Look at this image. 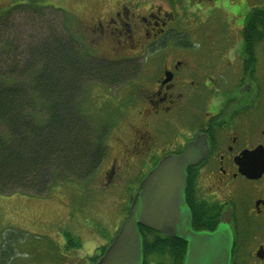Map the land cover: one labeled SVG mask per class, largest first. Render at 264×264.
<instances>
[{
  "label": "flooded vegetation",
  "instance_id": "flooded-vegetation-1",
  "mask_svg": "<svg viewBox=\"0 0 264 264\" xmlns=\"http://www.w3.org/2000/svg\"><path fill=\"white\" fill-rule=\"evenodd\" d=\"M98 1L103 11L79 29L89 52L152 77L106 185L133 167L146 171L140 185L164 157L204 138L188 205L229 219L230 264H264V0Z\"/></svg>",
  "mask_w": 264,
  "mask_h": 264
},
{
  "label": "trees",
  "instance_id": "trees-1",
  "mask_svg": "<svg viewBox=\"0 0 264 264\" xmlns=\"http://www.w3.org/2000/svg\"><path fill=\"white\" fill-rule=\"evenodd\" d=\"M35 3L31 0L15 5L5 18L10 17L12 9L29 10L36 17L50 9ZM1 19L0 36L3 32ZM46 22H42L45 25L40 32L42 38H29L31 41L21 47V52L14 50L12 37H7L8 30L2 34L0 126L6 130L0 136L2 196L15 193L47 196L59 182L86 181L93 177L106 160L107 132L106 128L93 126L82 114L86 87L91 83L123 85L137 71L129 66L110 65L103 59H90L80 50L72 34L63 32L66 31L65 18L56 30ZM12 51L18 53L20 60L17 62H24L21 72L17 66H8L6 57ZM2 65L8 66L7 69H2L5 68ZM192 181H187L186 196L194 195ZM132 200L133 197L130 205ZM186 202L188 204L187 198ZM191 208L194 230H215L219 224L217 214L204 212L197 203ZM129 210L130 206L126 219ZM139 230L143 264H183L187 252L184 241L144 226ZM113 238L107 245L97 248L89 258L91 264L98 263ZM76 245V249H81V244ZM13 256L12 241L1 240L0 264H10Z\"/></svg>",
  "mask_w": 264,
  "mask_h": 264
},
{
  "label": "rangeland",
  "instance_id": "rangeland-1",
  "mask_svg": "<svg viewBox=\"0 0 264 264\" xmlns=\"http://www.w3.org/2000/svg\"><path fill=\"white\" fill-rule=\"evenodd\" d=\"M29 1L0 0L3 31L0 58L2 34L6 30L7 37H12L14 50L21 52V47L31 41L29 38H42L40 32L45 26L42 23L44 20L56 30L65 18L66 31L62 30L72 34L80 50L90 59L106 60V54L93 50L89 52L91 40L79 32L90 18L96 16V11H103L104 1L34 0L35 4L50 9L42 11V15L36 14L37 17L29 10L12 9L10 17L5 18L13 6ZM95 2L98 3L96 7ZM16 51L9 53L6 60L9 67L17 66L21 72L24 62H17ZM8 66L4 65L2 69ZM151 82L150 73L136 71L123 85L88 83L83 95L85 104L82 114L90 119L93 126L106 128L108 145L106 160L93 177L86 181L59 182L47 196L42 197L22 193L0 195V242L12 241L14 256L10 264H91L89 258L97 248L107 245L115 236L127 217L131 198L146 171L135 167L121 169L108 185L106 171L114 159L122 163V145L133 136L131 125L137 121L132 111L141 104V98H144ZM4 131V127L0 126V136L4 135ZM167 134L166 130L161 136ZM78 243L81 249H76Z\"/></svg>",
  "mask_w": 264,
  "mask_h": 264
},
{
  "label": "water",
  "instance_id": "water-1",
  "mask_svg": "<svg viewBox=\"0 0 264 264\" xmlns=\"http://www.w3.org/2000/svg\"><path fill=\"white\" fill-rule=\"evenodd\" d=\"M207 155V141L199 138L182 154L164 157L141 182L129 218L122 223L98 264H143L140 226L184 241L187 252L183 264H230L234 235L229 219L222 218L214 231L196 232L186 202L187 170Z\"/></svg>",
  "mask_w": 264,
  "mask_h": 264
}]
</instances>
